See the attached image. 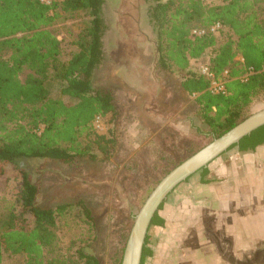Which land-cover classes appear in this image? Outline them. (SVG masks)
Instances as JSON below:
<instances>
[{"label": "trees", "instance_id": "trees-1", "mask_svg": "<svg viewBox=\"0 0 264 264\" xmlns=\"http://www.w3.org/2000/svg\"><path fill=\"white\" fill-rule=\"evenodd\" d=\"M148 1L149 23L156 33L157 67L184 75L181 89L195 96L197 116L208 127L206 136L221 137L249 116L256 101L264 100V0H225L212 6L203 0ZM104 4L105 0L51 4L0 0V163L15 166L23 181L15 203L0 199V264L5 251L22 255L24 264H100L84 252L79 251L74 262L46 250L55 241L57 217L70 206H36L38 189L22 166L31 159L67 164L82 157L98 159L80 139L95 131L97 116L116 112L112 93L96 88L93 82L104 59ZM58 9L66 13L86 11L91 18L79 37V51L67 62L60 59V40L49 30L59 17ZM216 23L224 25L232 37L220 42L210 32ZM194 30L206 33L193 37ZM209 48L215 52L212 70L218 76L228 71L227 95L212 94L209 81L191 70V61L201 58ZM24 69L62 81V94L76 102L52 98L40 78L22 82L19 75ZM245 75L248 78L243 82ZM263 144L264 126L244 137L238 146L247 152ZM199 172L205 177L208 168ZM85 211L90 217L86 206ZM28 215L34 217L33 227ZM164 224L156 213L151 226ZM149 239L148 235L142 264L153 255Z\"/></svg>", "mask_w": 264, "mask_h": 264}, {"label": "rangeland", "instance_id": "rangeland-1", "mask_svg": "<svg viewBox=\"0 0 264 264\" xmlns=\"http://www.w3.org/2000/svg\"><path fill=\"white\" fill-rule=\"evenodd\" d=\"M42 1L51 4L62 0ZM224 1L203 0L209 6ZM149 3L105 0L103 6L104 59L93 82L96 88L112 93L116 112L107 115L104 132L94 128L80 139L98 159L82 157L69 164L51 159L23 162L38 189L36 206H70L57 217L55 241L46 247L68 261L77 262L80 251L96 257L100 264H121L135 216L151 192L170 171L214 140L206 136L208 127L197 116L195 96L181 89L184 75L157 67ZM58 13L49 30L60 40V59L67 62L79 51V37L91 18L86 11L66 13L58 9ZM214 36L220 42L232 37L227 28L215 31ZM202 57L192 69L198 68ZM30 77L40 78L52 98L76 102L62 94V81L29 69L19 75L22 82ZM263 109L264 100L256 101L248 115ZM22 184L21 172L15 166L0 163V199L15 203ZM27 219L33 227V215ZM157 231L156 226L149 229L153 255L144 264H179L173 253L163 254ZM1 264H24L23 256L5 251Z\"/></svg>", "mask_w": 264, "mask_h": 264}, {"label": "crops", "instance_id": "crops-1", "mask_svg": "<svg viewBox=\"0 0 264 264\" xmlns=\"http://www.w3.org/2000/svg\"><path fill=\"white\" fill-rule=\"evenodd\" d=\"M207 168L159 211L163 254L179 264H264V144L232 148Z\"/></svg>", "mask_w": 264, "mask_h": 264}, {"label": "water", "instance_id": "water-1", "mask_svg": "<svg viewBox=\"0 0 264 264\" xmlns=\"http://www.w3.org/2000/svg\"><path fill=\"white\" fill-rule=\"evenodd\" d=\"M264 126V109L258 111L233 129L200 149L190 158L170 171L154 188L144 205L136 214L129 234L121 264H142L143 250L156 213L174 190L200 170L234 146L239 149L240 141Z\"/></svg>", "mask_w": 264, "mask_h": 264}, {"label": "built area", "instance_id": "built-area-1", "mask_svg": "<svg viewBox=\"0 0 264 264\" xmlns=\"http://www.w3.org/2000/svg\"><path fill=\"white\" fill-rule=\"evenodd\" d=\"M225 26L221 23H216L210 30L212 35H215V31L224 29ZM204 30H194L192 32L193 37L201 36L205 34ZM204 57L201 59V63L197 69H192L195 64V60L191 61V70L193 72L198 73L200 76L204 77L207 81H209V91L214 95H227V79H228V71H226L223 75L218 76L211 68V60L215 57V52L213 48L207 49V51L203 54ZM253 70H250L249 74H252ZM248 75L242 77V81H247ZM93 126L98 132H104L106 130V117L97 116L93 122Z\"/></svg>", "mask_w": 264, "mask_h": 264}]
</instances>
